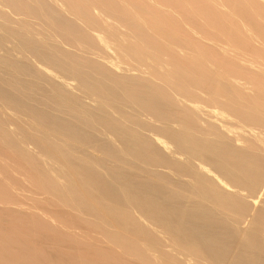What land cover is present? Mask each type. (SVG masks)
Returning a JSON list of instances; mask_svg holds the SVG:
<instances>
[{"label": "bare ground", "instance_id": "6f19581e", "mask_svg": "<svg viewBox=\"0 0 264 264\" xmlns=\"http://www.w3.org/2000/svg\"><path fill=\"white\" fill-rule=\"evenodd\" d=\"M0 264H264V0H0Z\"/></svg>", "mask_w": 264, "mask_h": 264}]
</instances>
